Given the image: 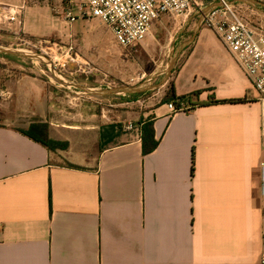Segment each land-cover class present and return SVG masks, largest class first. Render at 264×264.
Returning <instances> with one entry per match:
<instances>
[{
  "label": "crops",
  "instance_id": "crops-1",
  "mask_svg": "<svg viewBox=\"0 0 264 264\" xmlns=\"http://www.w3.org/2000/svg\"><path fill=\"white\" fill-rule=\"evenodd\" d=\"M11 6L23 8L16 22L2 18ZM65 11L60 0H0V35H57L85 22ZM188 48L173 76L187 112L171 115L166 102L55 125L54 95L27 75L0 100V264H262V106L211 30ZM35 122L69 149L23 134ZM151 122L159 145L144 155Z\"/></svg>",
  "mask_w": 264,
  "mask_h": 264
},
{
  "label": "rangeland",
  "instance_id": "rangeland-1",
  "mask_svg": "<svg viewBox=\"0 0 264 264\" xmlns=\"http://www.w3.org/2000/svg\"><path fill=\"white\" fill-rule=\"evenodd\" d=\"M239 9L247 22L264 30V9L250 6H239ZM43 15L48 21L51 13ZM199 19V13L187 22L171 16L163 17L154 23L147 39L132 49L117 45L112 32L99 20L85 21L73 28L64 26L57 35H0V45L44 54L54 62L60 75L87 87L136 86L144 82L150 86L163 80L162 74L168 68L173 51L192 37ZM186 54H182L174 72ZM174 74L163 87L141 96L100 98L64 87L54 78L51 70L38 61L0 55V100L7 98V92L16 88L20 78L31 76L46 82L48 90L54 95L53 102L58 112L57 116L52 115L49 119L53 124L86 123L94 115L98 116L95 120H101L103 116L109 119L121 110L149 111L166 104ZM30 100L39 105L37 99ZM56 159L62 162L60 158Z\"/></svg>",
  "mask_w": 264,
  "mask_h": 264
},
{
  "label": "built area",
  "instance_id": "built-area-1",
  "mask_svg": "<svg viewBox=\"0 0 264 264\" xmlns=\"http://www.w3.org/2000/svg\"><path fill=\"white\" fill-rule=\"evenodd\" d=\"M66 7L65 16L70 23L99 20L112 32L114 41L123 48H136L149 36L156 21L171 16L187 22L206 7L220 3L212 11L204 27L211 30L239 67L251 81L257 101L263 109L264 134V30L254 27L243 17L239 6L228 0H60ZM23 8L9 7L2 17L16 22ZM171 115L189 111L190 105L181 101L166 104ZM133 124L126 129L132 130ZM264 193V160L260 164ZM264 264V253L261 259Z\"/></svg>",
  "mask_w": 264,
  "mask_h": 264
},
{
  "label": "water",
  "instance_id": "water-1",
  "mask_svg": "<svg viewBox=\"0 0 264 264\" xmlns=\"http://www.w3.org/2000/svg\"><path fill=\"white\" fill-rule=\"evenodd\" d=\"M230 4L236 6H250L254 8L264 9V1L261 0H228ZM221 7L220 3H216L214 5L206 7L202 10L200 14V19L196 25L194 33L192 37L186 41H184L176 50L173 51L172 58L169 62L168 68L162 74L164 75L163 80L160 83L155 85L148 86L146 82L141 83L140 85L132 86V85H123L120 87H112V88H91L84 85H80L75 83L69 79L64 78L57 71L55 64L52 60H50L46 55L41 53H35L23 49H15L8 48L0 45V55L5 56H13L23 59H29L32 61H38L44 65H46L52 72L54 78L64 87L72 90H78L84 95L93 96V97H119V96H128V95H136L147 93L150 91H155L163 87L173 75L178 61L183 54V52L190 47L195 40L197 39L199 33L204 27V23L207 17L212 13L213 10Z\"/></svg>",
  "mask_w": 264,
  "mask_h": 264
},
{
  "label": "trees",
  "instance_id": "trees-1",
  "mask_svg": "<svg viewBox=\"0 0 264 264\" xmlns=\"http://www.w3.org/2000/svg\"><path fill=\"white\" fill-rule=\"evenodd\" d=\"M143 94H138L135 96H141ZM198 94H195V96ZM181 101L190 104V99L186 96L177 97L175 93L174 85L172 84L169 95L167 97V102H173L178 105ZM245 99H236L232 101H220L214 98L211 99L209 102L210 105H217V104H225V103H245ZM23 134L31 138L37 143L42 144L43 146L47 147L51 152L56 151H67L69 149V143L63 141H57L51 138L50 136V126L47 123L42 122H35L33 123L30 128L26 131H22ZM143 154L148 155L155 151L159 145V141L156 140L155 137V130L154 124L147 123L143 129ZM195 150L193 149V166L192 171L194 173L195 170Z\"/></svg>",
  "mask_w": 264,
  "mask_h": 264
}]
</instances>
